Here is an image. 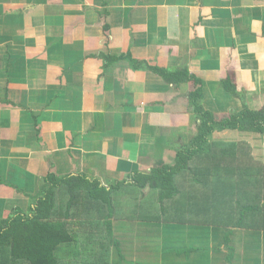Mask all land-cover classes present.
Segmentation results:
<instances>
[{
	"label": "crops",
	"instance_id": "0c3cea01",
	"mask_svg": "<svg viewBox=\"0 0 264 264\" xmlns=\"http://www.w3.org/2000/svg\"><path fill=\"white\" fill-rule=\"evenodd\" d=\"M192 92L218 120L264 108V0H0V218L27 208L49 172L107 185L173 165L199 132ZM199 226L115 235L123 250L145 233L174 256L176 238L202 237Z\"/></svg>",
	"mask_w": 264,
	"mask_h": 264
},
{
	"label": "trees",
	"instance_id": "16d2710c",
	"mask_svg": "<svg viewBox=\"0 0 264 264\" xmlns=\"http://www.w3.org/2000/svg\"><path fill=\"white\" fill-rule=\"evenodd\" d=\"M150 68L169 81L178 74L193 79L187 71ZM189 97L199 132L177 152L173 165L135 171L128 180L107 185L78 173L49 172L29 195L27 208L0 218V264H151L147 258L126 260L120 247L125 238L115 232L164 223L200 225L202 237L183 233L173 249L186 258L196 252L194 264H211L213 257L222 264H261L264 108H242L218 120L197 105L194 92ZM209 231L215 232L211 246L203 237ZM166 247L162 252L170 254ZM151 255L159 257L160 251Z\"/></svg>",
	"mask_w": 264,
	"mask_h": 264
},
{
	"label": "rangeland",
	"instance_id": "374dc122",
	"mask_svg": "<svg viewBox=\"0 0 264 264\" xmlns=\"http://www.w3.org/2000/svg\"><path fill=\"white\" fill-rule=\"evenodd\" d=\"M229 135H230V133H229ZM259 143L261 144V146H264V140L263 139H261ZM154 228H156V229L157 228H160V225L154 226ZM119 232H124V230H119ZM239 234L240 235L246 234V232L241 231V233H239ZM145 235H146L145 233H140L139 236L144 239V241H142L140 243V245H139V242L133 243L134 241L133 242L128 241L125 244H123V250H127L126 253L130 254V258L132 260H134L135 262L138 261V260H140L143 256H145V254L147 252L152 253V251L154 250V249L151 250L150 247L148 246V244L146 243V240L149 239V237L148 236H145ZM80 238H82V237H80ZM262 238H264V237H262ZM243 239H247V237L245 236V237H243ZM144 242L146 244L145 245V249H143L140 253H138V249L137 248L138 247H141V244L144 243ZM149 245H150V243H149ZM155 246H156L155 243H152V248L155 247ZM80 248L81 247L79 246L78 250ZM157 250H160V245L159 244H158V249ZM260 252L262 253V264H264V239L262 240V247H261V251ZM62 253H64V252H62ZM150 255L151 254L147 255L146 258L150 257ZM66 256H71V252L66 253ZM173 257H174L173 254H164V253L161 254L160 253V256L159 257H154L152 259V261L156 262V264H169L171 262V260H172ZM159 260H160V263H159ZM217 261H218L217 264H222V260L220 258H218ZM237 263L238 264H246V262H244V261H237Z\"/></svg>",
	"mask_w": 264,
	"mask_h": 264
}]
</instances>
